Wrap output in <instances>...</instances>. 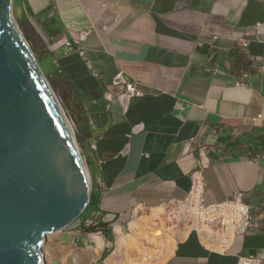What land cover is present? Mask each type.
<instances>
[{
  "label": "crops",
  "instance_id": "0c3cea01",
  "mask_svg": "<svg viewBox=\"0 0 264 264\" xmlns=\"http://www.w3.org/2000/svg\"><path fill=\"white\" fill-rule=\"evenodd\" d=\"M26 3L88 104L102 180L90 220L108 223L89 231L80 220L56 232L53 263L138 264L123 249V229L150 226L159 242L149 264H238L240 256L264 264V119L251 124L264 116V0ZM118 72L143 95L121 101ZM201 146L206 202L243 193L259 224L226 244L187 221L168 233L159 212L181 207Z\"/></svg>",
  "mask_w": 264,
  "mask_h": 264
},
{
  "label": "water",
  "instance_id": "95a60500",
  "mask_svg": "<svg viewBox=\"0 0 264 264\" xmlns=\"http://www.w3.org/2000/svg\"><path fill=\"white\" fill-rule=\"evenodd\" d=\"M93 132L84 96L26 0H0V264H45L50 234L98 199Z\"/></svg>",
  "mask_w": 264,
  "mask_h": 264
},
{
  "label": "built area",
  "instance_id": "2783aa9c",
  "mask_svg": "<svg viewBox=\"0 0 264 264\" xmlns=\"http://www.w3.org/2000/svg\"><path fill=\"white\" fill-rule=\"evenodd\" d=\"M249 39L243 38V46H247ZM75 44L68 42L69 50L77 49ZM83 54L82 49H78ZM264 59V57H263ZM114 88H121L119 93L121 101L125 102L133 96L143 95L139 83L132 80H127L122 72H118L112 82ZM107 97H111V93H107ZM262 114H257L251 117V124L256 125L263 120ZM207 149L206 147H198V160L194 171L191 173V186L187 197L181 204V209L185 207L187 212H191L194 219H197L198 225L209 227L215 235V238H220L222 244H226L228 239L237 234H246L254 231L258 227L255 218V213L243 198V193H236L232 197L222 202L207 203L205 200L206 180L204 171L207 167ZM92 221L86 220V225L90 226ZM238 264H260V260L255 256H240Z\"/></svg>",
  "mask_w": 264,
  "mask_h": 264
},
{
  "label": "rangeland",
  "instance_id": "374dc122",
  "mask_svg": "<svg viewBox=\"0 0 264 264\" xmlns=\"http://www.w3.org/2000/svg\"><path fill=\"white\" fill-rule=\"evenodd\" d=\"M36 27V26H35ZM36 30L38 31L39 35L41 36L44 43L50 48V40L45 35V33L38 27H36ZM161 213V216L163 218V221L166 220V226L168 228V233H170V229L173 228L176 225H185V222L189 225H198L197 219H194L191 212H187L185 207L181 209L180 207H170L168 209H161L159 211ZM187 218H189L187 220ZM191 218V219H190ZM80 219H77L74 223H78ZM127 222H125V227ZM200 227V226H199ZM188 228V227H187ZM201 225V229H202ZM209 230H211L208 227H204ZM124 233L126 235L125 243L123 244V249L126 252H129V256L132 259H136L137 263L142 264H149L151 259L155 256V247L159 242V229H151L150 226L142 227L138 232H130L128 229H123ZM212 231V230H211ZM58 233V232H57ZM57 233L50 234V236L47 238L45 246H44V261L45 264H54L53 259H58L59 254L57 252H53L49 249V245L51 241L54 239V237L57 235ZM170 241V236H169ZM57 261V260H56ZM129 263L132 262V260L128 261ZM64 264H79L78 261H75L74 258L71 260H68L67 262H64ZM135 264V263H134Z\"/></svg>",
  "mask_w": 264,
  "mask_h": 264
},
{
  "label": "trees",
  "instance_id": "16d2710c",
  "mask_svg": "<svg viewBox=\"0 0 264 264\" xmlns=\"http://www.w3.org/2000/svg\"><path fill=\"white\" fill-rule=\"evenodd\" d=\"M40 65L41 62L39 61ZM42 67V65H41ZM45 72V71H44ZM46 73V72H45ZM47 74V73H46ZM97 208L96 206V200L93 194H91V199L90 202L88 204V206L86 207V209L84 210V212L79 216L78 219L81 220V224L82 226H84L86 229H88L89 231H97L99 230L101 227L106 228L108 223H105L103 221L97 220V221H93V223L90 226H86L85 221L86 219H90L93 218L92 212L93 210H95Z\"/></svg>",
  "mask_w": 264,
  "mask_h": 264
},
{
  "label": "bare ground",
  "instance_id": "6f19581e",
  "mask_svg": "<svg viewBox=\"0 0 264 264\" xmlns=\"http://www.w3.org/2000/svg\"><path fill=\"white\" fill-rule=\"evenodd\" d=\"M209 228V227H208ZM209 230V229H208ZM209 231H211V230H209ZM213 232V231H212ZM221 237H222V235H221ZM220 244V243H219ZM43 259H44V253H43ZM44 263H45V261H44Z\"/></svg>",
  "mask_w": 264,
  "mask_h": 264
}]
</instances>
